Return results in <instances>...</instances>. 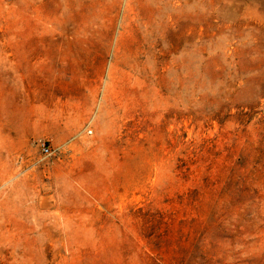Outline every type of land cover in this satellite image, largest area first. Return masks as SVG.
I'll use <instances>...</instances> for the list:
<instances>
[{"label": "rangeland", "instance_id": "obj_1", "mask_svg": "<svg viewBox=\"0 0 264 264\" xmlns=\"http://www.w3.org/2000/svg\"><path fill=\"white\" fill-rule=\"evenodd\" d=\"M0 264H264V0H0Z\"/></svg>", "mask_w": 264, "mask_h": 264}, {"label": "built area", "instance_id": "obj_2", "mask_svg": "<svg viewBox=\"0 0 264 264\" xmlns=\"http://www.w3.org/2000/svg\"><path fill=\"white\" fill-rule=\"evenodd\" d=\"M43 152L46 154V155H50L53 153V148L48 145V144H44L43 145Z\"/></svg>", "mask_w": 264, "mask_h": 264}, {"label": "bare ground", "instance_id": "obj_3", "mask_svg": "<svg viewBox=\"0 0 264 264\" xmlns=\"http://www.w3.org/2000/svg\"><path fill=\"white\" fill-rule=\"evenodd\" d=\"M175 2V1H174ZM174 4V3H173ZM182 6H183V4H182ZM59 8H61V7H59ZM175 8V7H174ZM133 11V10H132ZM70 13V12H69ZM43 17H45V16H43ZM64 18V17H63ZM65 28V26L63 27V29ZM45 29V28H44ZM68 31V30H67ZM65 33V32H64ZM72 33V32H71ZM69 34V33H68Z\"/></svg>", "mask_w": 264, "mask_h": 264}]
</instances>
